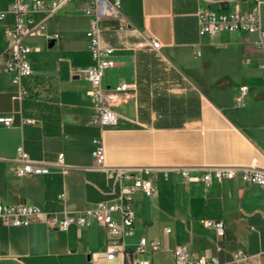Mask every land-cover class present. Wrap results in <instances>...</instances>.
I'll use <instances>...</instances> for the list:
<instances>
[{
    "label": "crops",
    "instance_id": "crops-1",
    "mask_svg": "<svg viewBox=\"0 0 264 264\" xmlns=\"http://www.w3.org/2000/svg\"><path fill=\"white\" fill-rule=\"evenodd\" d=\"M12 1L0 0V13L7 12L0 16V116L13 119L11 126L0 123L1 202L75 213L115 198L119 184L92 155L93 139L101 137L108 166L149 167L158 176L157 196L136 194V228L128 249L144 236L160 242L158 251L142 255L152 264H176L178 245L223 264H234L233 252L243 249L250 262L264 264V187L239 178L187 182L175 170L243 167L253 159L264 168V49L258 34L200 33L203 0H120L122 16L101 22L102 44L113 48L116 61L103 83L136 86L116 107L118 123L100 126L80 72L94 62L86 37L92 15L85 11L93 0H73L50 16L35 14L43 28L24 40L32 48L33 73L23 78L27 92L21 97L13 74L5 71V30L15 21ZM214 1L210 7L226 12L257 6L255 0ZM149 37L161 46L154 48ZM244 85L249 91L239 106ZM20 146L47 162L63 153L69 172L17 177ZM204 219L223 221L225 235L219 237ZM106 242L107 232L96 222L63 231L42 221L11 226L0 220V264H123L100 253Z\"/></svg>",
    "mask_w": 264,
    "mask_h": 264
},
{
    "label": "built area",
    "instance_id": "built-area-1",
    "mask_svg": "<svg viewBox=\"0 0 264 264\" xmlns=\"http://www.w3.org/2000/svg\"><path fill=\"white\" fill-rule=\"evenodd\" d=\"M73 0H13L9 13L15 16L13 24L6 27L8 48L6 51L5 71L13 74V82L17 86V96L21 97L27 91L23 86L24 77L33 73L30 60L32 48L24 40L28 36L39 35L43 28V21H37L35 14L44 13L53 15L64 9ZM230 1V0H227ZM257 6L249 10H234L232 12L221 11L209 6L214 0H203L205 6L198 12L200 33L211 36L222 32H248L257 33V44L264 49V28L262 25L259 0H255ZM92 15L90 25L86 31L88 47L92 52L93 64L81 68L89 83L88 95L91 98L94 109V123L114 125L118 123L119 114L116 107L123 101V95L135 89V84L122 82L115 87L108 88L103 83L106 69L114 67L116 61L112 58L113 48L105 47L101 39V22L107 18H119L122 16L120 0H93L85 9ZM7 12L0 13L4 17ZM154 48H159L161 43L154 37H149ZM262 82L264 85V60L261 64ZM249 87H241V93L237 97L239 106L244 105L245 96ZM0 123L11 126V117L0 116ZM264 126V124H263ZM94 148L92 155L98 168L104 170L110 179L119 184V193L108 201H101L93 207H87L77 212L68 211L65 208L44 209L36 203L5 204L0 200V220L5 225L28 226L34 221H42L51 227L67 231L75 225L84 228L93 223L101 224L107 232V242L104 250L100 251L106 259H121L123 264H152L151 260L142 256L148 251H158L160 242L141 237L138 246L134 250L127 248V240L133 236L136 228L135 197L141 192L149 197L159 194L157 184L158 176L149 167L129 168L124 166L112 167L106 164V151L103 138L93 139ZM1 160V154H0ZM69 166L65 163L64 154L60 153L57 160L47 162L33 159L22 147L17 149V163L13 169L17 177L49 174L58 171L63 174L69 172ZM179 171L187 182L203 181L211 183L216 180L239 178L249 185L264 187V168L257 165V159L252 164L243 167L214 166L204 168L200 173H193L189 167L175 169ZM168 178V170L165 173ZM206 227L213 228L219 237L225 235L223 221L204 219ZM168 232L171 229H167ZM250 255L243 249H237L232 254V262L239 264L250 262ZM173 259L176 264H223L218 258H206L194 256L187 246L178 245L173 250Z\"/></svg>",
    "mask_w": 264,
    "mask_h": 264
},
{
    "label": "rangeland",
    "instance_id": "rangeland-1",
    "mask_svg": "<svg viewBox=\"0 0 264 264\" xmlns=\"http://www.w3.org/2000/svg\"><path fill=\"white\" fill-rule=\"evenodd\" d=\"M259 6H260V10H261V16H262V24H263V28H264V0H259ZM261 55L264 58V51H261Z\"/></svg>",
    "mask_w": 264,
    "mask_h": 264
},
{
    "label": "water",
    "instance_id": "water-1",
    "mask_svg": "<svg viewBox=\"0 0 264 264\" xmlns=\"http://www.w3.org/2000/svg\"><path fill=\"white\" fill-rule=\"evenodd\" d=\"M50 46L53 47L54 46V42H51Z\"/></svg>",
    "mask_w": 264,
    "mask_h": 264
}]
</instances>
